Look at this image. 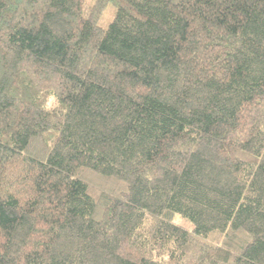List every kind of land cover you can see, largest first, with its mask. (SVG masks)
I'll return each mask as SVG.
<instances>
[{"label":"trees","instance_id":"16d2710c","mask_svg":"<svg viewBox=\"0 0 264 264\" xmlns=\"http://www.w3.org/2000/svg\"><path fill=\"white\" fill-rule=\"evenodd\" d=\"M87 1L0 0V264H264V0Z\"/></svg>","mask_w":264,"mask_h":264},{"label":"rangeland","instance_id":"374dc122","mask_svg":"<svg viewBox=\"0 0 264 264\" xmlns=\"http://www.w3.org/2000/svg\"><path fill=\"white\" fill-rule=\"evenodd\" d=\"M92 2H93V0L87 1L86 5H85L86 7L84 9V15H87L89 6L92 4ZM114 14H115V9L113 7H108L104 11V14L99 21L100 26L106 28L111 23V21L113 20ZM90 179H91L90 181L92 183H94L96 186L99 184L104 185V183H102V181L99 177L90 176ZM108 185H110V184H108ZM108 185H105V186L108 187ZM111 186H115V185L111 184ZM175 220H176L175 221L176 223L182 224L185 228L191 230L192 224L189 221L181 218L180 216H177Z\"/></svg>","mask_w":264,"mask_h":264}]
</instances>
